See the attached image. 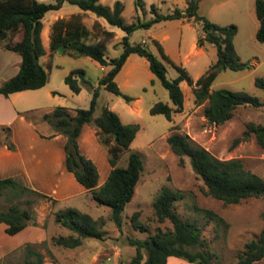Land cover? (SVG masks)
Returning a JSON list of instances; mask_svg holds the SVG:
<instances>
[{
	"label": "trees",
	"instance_id": "obj_1",
	"mask_svg": "<svg viewBox=\"0 0 264 264\" xmlns=\"http://www.w3.org/2000/svg\"><path fill=\"white\" fill-rule=\"evenodd\" d=\"M199 0H185L182 9L173 8L167 13H159L154 4L148 10L153 14L148 20H137L126 23L122 16V4L116 0L111 6L103 5L99 0H0V46L17 53L20 63L17 72L0 83V94L37 89L47 80V73L38 58L44 54L40 41L42 19L50 10L58 9L62 3L74 5L82 11H88L102 18L107 24L115 26L125 34L118 41L121 48L113 58L104 56V42H84L87 32L78 17L66 21L59 20L51 27L49 40V55L60 52L69 56H86L100 66H108L97 79L93 87L81 68L70 69L63 77V82L72 93H78L82 85L90 91L87 107L69 109L55 107L42 115V120L48 122L59 134L63 135V165L74 180L88 190L91 199L98 205L109 208V218L120 226V214L125 204L131 199L134 186L142 169V159L138 152L128 151L139 126L137 123H122L118 115L107 106L100 105L97 109L98 86L125 101L131 97L122 93L114 81L130 53L145 57L149 71L166 89L170 105L157 101L149 108V113L161 114L166 120H171L173 113L182 110L183 95L179 83L192 84L193 103L199 105L205 102L202 113L209 123L223 124L230 119L233 110L238 106H264L258 97L246 91H233L225 88L210 90V86L218 72L224 69L241 70L246 67L236 59L232 43L236 32L234 25L219 26L210 22L204 16L196 13ZM134 5L144 10L141 0H135ZM254 14L258 26L254 37L264 42V0H254ZM191 20L200 25L201 32L196 37V44L205 43L215 47V61L203 74L194 81L188 76L181 65L175 64L163 53L160 44L152 40L158 53L177 72L173 79L165 76V67L145 47L143 42L130 43L127 35L138 27L147 28L152 22L160 20ZM20 33V39L12 41V36ZM107 35L110 32L104 31ZM253 84L264 92V79L255 77ZM96 109L98 111H96ZM96 112V113H95ZM83 124H89L95 129L98 143L106 152L108 173L104 181L97 185L98 172L93 162L79 151L77 136ZM253 135L256 144L264 150V124L247 122L240 137L233 140L236 144L241 139ZM8 137V131L6 132ZM165 141L170 151L182 159L187 157L194 173L201 179L205 195L220 200L225 204H236L247 198H261L262 209L261 228L256 238L244 242L240 251L235 254L234 264H251L264 257V178L243 166L239 158L218 159L205 148L192 142L187 135L173 132L166 136ZM11 147V144H7ZM128 152L125 164L118 166L120 156ZM3 196L9 204L0 209V223L3 231L13 235L28 225H36L32 205L38 200L56 202L51 196L25 186L14 177L0 179V197ZM182 198L179 190L161 187L155 194L151 206L157 222L168 220L170 228L162 229L156 226L151 233L146 225L139 221L138 211L130 216L131 227L138 232H147L144 239L127 238L134 248V253L127 264H165L170 256L182 258L196 264H220L216 255L205 248V242L200 238V228L193 221L181 219L174 211L173 204ZM194 210L204 219L226 227L224 220L214 211L193 206ZM53 221L67 229L71 235L67 237L51 236L50 241L55 246L74 248L83 239L102 240L104 231L102 223L92 218L88 213L76 207L68 206L53 212ZM43 255L33 247L23 248L22 264H42Z\"/></svg>",
	"mask_w": 264,
	"mask_h": 264
},
{
	"label": "rangeland",
	"instance_id": "obj_2",
	"mask_svg": "<svg viewBox=\"0 0 264 264\" xmlns=\"http://www.w3.org/2000/svg\"><path fill=\"white\" fill-rule=\"evenodd\" d=\"M134 1L119 0L123 7L121 16L126 23L150 19L153 15L148 10L151 3L159 13H167L173 8L182 9L185 5V0H141L146 6L144 5V10H140L134 5ZM64 4L71 6L66 2ZM196 13L219 26L230 24L235 26L236 32L232 43L236 59L246 65L237 71L229 69L219 71L210 90L220 88L242 90L264 102V92L253 84L255 77L264 79V42H259L254 37L258 26L254 14V0H199ZM87 26L89 30L87 29L88 35L84 42H104L103 52L106 58H113L119 54L121 48L117 44L125 34L122 30L105 21L102 24L94 21ZM104 31L110 32V35ZM200 32V25L196 22L181 23L171 19L152 22L147 28L138 27L129 33L127 38L130 43L143 42L151 54L163 63L166 78L173 79L177 72L158 53L152 42L153 39L157 40L167 58L181 65L194 81L215 61V47L212 44L205 43L201 55L189 51L191 41L196 42ZM162 34H166L167 38L162 39ZM47 58L42 56L39 60ZM48 62L51 71L46 87L52 85L56 92L49 100H45L43 95H38L37 101L39 105L42 103L51 109L58 106L68 109L85 108L89 103L90 91L86 85H82L78 93H72L63 82L64 75L70 69H83L93 87L97 86V79L103 73L102 68L108 69V66L101 67L86 56H69L58 51ZM114 81L118 89L131 97V100L125 101L98 86L97 109L100 105H112L114 109L112 111H115L122 123L138 124L139 128L128 151L138 152L142 159V169L134 186L133 195L120 214V226L109 218L108 207L96 204L88 190L75 180V185L71 186V180L65 177L58 183L57 188L44 191L34 189L56 200L53 203L38 199L32 205L36 225L25 226L17 233L8 235L3 231L4 225L0 223V264H22L25 246L33 247L42 253V264H127L134 253V248L128 244L127 238L144 239L147 232L151 233L156 226L162 229L171 227L168 220L156 221L151 206L155 194L163 186L182 193V198L174 202L173 209L181 219L197 224L205 248L216 255V261L220 264H234L235 254L242 249L244 242L258 235L262 225L260 219L262 199L247 198L236 204H225L205 195L202 192L205 187L192 170L188 158L179 159L174 155L165 138L173 132L185 134L214 157L239 158L245 168L264 178V150L256 144L253 135L250 134L233 144L236 137L242 136L247 122L264 124V106H238L233 110L232 117L223 124L209 123L202 113L205 102L195 105L192 96L193 85L181 81L179 86L183 95L182 110L173 113L169 121L161 114L152 115L149 108L153 103L161 101L170 105V101L166 89L149 71L147 59L135 53H130L126 57L114 76ZM92 142L89 143L91 147L86 145L88 154L85 156L101 172L100 181L104 175L101 171L102 166L107 163L106 152L100 144L99 147L101 146L103 150L92 148L94 147ZM127 153L124 152L120 156L118 166L125 164ZM8 204L9 201L1 196L0 209ZM68 206L76 207L100 221L104 238L83 239L81 244L74 248L53 245L50 241L51 236L71 235L67 229L53 221V212ZM193 206L214 211L224 220L226 227L212 220L207 221L194 210ZM134 211H138V219L146 225L147 232H138L131 227L129 219ZM167 260L166 264H196L174 256L168 257Z\"/></svg>",
	"mask_w": 264,
	"mask_h": 264
},
{
	"label": "crops",
	"instance_id": "obj_3",
	"mask_svg": "<svg viewBox=\"0 0 264 264\" xmlns=\"http://www.w3.org/2000/svg\"><path fill=\"white\" fill-rule=\"evenodd\" d=\"M114 1L116 0H99L101 4L107 6H111ZM72 17H78L86 29L87 35L89 30L87 24H93L94 21L102 24L104 21L91 12L82 11L72 5L66 6L64 3L58 9L45 13L40 30V41L44 50L42 56L48 58L47 60H39L42 57L40 56L38 62L41 61L40 64L43 65L42 67L47 73L46 82L49 80L48 77L51 71V65L48 61L55 53L49 55L51 27L59 20L66 21ZM175 20L181 23L191 21ZM161 38L165 39L167 35L162 34ZM11 39L12 41L19 40L20 33L17 32ZM202 47H197L196 42L192 40L189 51L201 55L203 54ZM19 63L20 56L17 53L0 46V83L17 72ZM102 71H105V69L102 68ZM46 82L37 89L16 91L6 96L0 94V179L14 177L22 181L25 186L41 191L57 188L58 183H61L65 177L71 180V186L75 185L73 176L67 173L63 165L64 136L56 132L48 122L41 119L42 115L51 108L42 103L39 105L37 96L43 95L45 100H49L56 92L52 85L46 87ZM105 106L114 110L112 105L106 104ZM69 111L72 112L71 109ZM6 129L9 131L8 137H6ZM7 141L11 144V147H8ZM90 142L94 144L92 148L103 150L101 146V148L99 147V143L95 138V129L89 124H83L77 136L78 148L82 154H88L86 145L91 147L89 146ZM108 170L109 165L106 163L102 166L101 171L104 175L99 181L101 172L97 169V185L104 181ZM251 264H264V257Z\"/></svg>",
	"mask_w": 264,
	"mask_h": 264
}]
</instances>
